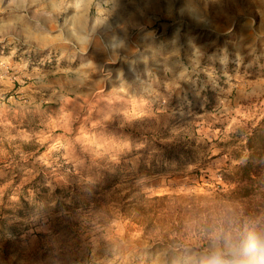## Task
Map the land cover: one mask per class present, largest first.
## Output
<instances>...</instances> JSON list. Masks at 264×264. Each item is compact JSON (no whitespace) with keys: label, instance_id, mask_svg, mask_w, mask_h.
Segmentation results:
<instances>
[{"label":"rangeland","instance_id":"374dc122","mask_svg":"<svg viewBox=\"0 0 264 264\" xmlns=\"http://www.w3.org/2000/svg\"><path fill=\"white\" fill-rule=\"evenodd\" d=\"M263 135L264 0H0V264H186Z\"/></svg>","mask_w":264,"mask_h":264},{"label":"clouds","instance_id":"9594fccd","mask_svg":"<svg viewBox=\"0 0 264 264\" xmlns=\"http://www.w3.org/2000/svg\"><path fill=\"white\" fill-rule=\"evenodd\" d=\"M186 264H264V220L218 228Z\"/></svg>","mask_w":264,"mask_h":264},{"label":"trees","instance_id":"16d2710c","mask_svg":"<svg viewBox=\"0 0 264 264\" xmlns=\"http://www.w3.org/2000/svg\"><path fill=\"white\" fill-rule=\"evenodd\" d=\"M264 136V135H263ZM263 140V142H262V144H260L259 145V149H263L264 148V138L262 139ZM243 168V167H242Z\"/></svg>","mask_w":264,"mask_h":264}]
</instances>
